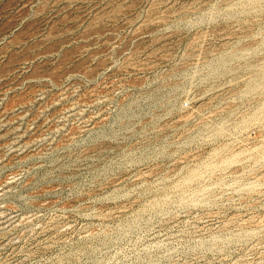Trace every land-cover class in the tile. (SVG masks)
Masks as SVG:
<instances>
[{"label":"rangeland","instance_id":"1","mask_svg":"<svg viewBox=\"0 0 264 264\" xmlns=\"http://www.w3.org/2000/svg\"><path fill=\"white\" fill-rule=\"evenodd\" d=\"M0 264H264V0H0Z\"/></svg>","mask_w":264,"mask_h":264}]
</instances>
